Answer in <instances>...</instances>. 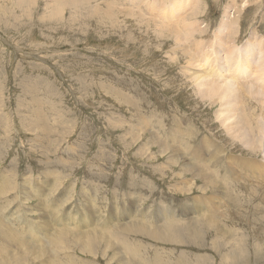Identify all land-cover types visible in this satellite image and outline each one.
Here are the masks:
<instances>
[{"label":"rangeland","instance_id":"1","mask_svg":"<svg viewBox=\"0 0 264 264\" xmlns=\"http://www.w3.org/2000/svg\"><path fill=\"white\" fill-rule=\"evenodd\" d=\"M134 1L0 0V185L3 191L0 205L7 204L1 211H8L5 215L8 220L4 216L0 219V248H8L5 256L17 257L10 264H49L46 259L52 253L48 251L66 264L71 261L114 264L110 261L114 248L107 247L105 241L88 249L85 242L75 243L72 235L66 234L53 251L44 247L40 252L48 250V253L40 255V252L16 251L14 245H8V239L13 237L15 244L21 239L46 243L56 225L66 223L67 212L77 222L83 215L90 222L99 216L102 223L107 217H115L123 220L119 224L122 225L128 219L125 215L138 208L154 214L152 219L164 221L167 216L159 215L163 208L169 206L181 213L180 208L187 205L183 198L190 195L192 198L187 200L193 199L192 216L205 213L204 221L216 223L218 231L202 230L203 243L199 247L184 242L154 241L141 235L131 237L132 244L127 241L128 245L131 249L142 248L139 251L142 263L181 264L186 258L188 264H198L201 255L206 264H264V200L260 196L264 198V191L250 202L262 206L263 210L258 208L263 211L259 212L261 215L249 216L250 203L243 205L241 199L240 205L221 201L223 208L234 206L232 217L218 213L219 200L201 195L198 188L201 182L195 183L196 188L191 182L192 188L186 189L187 184L181 183L183 177L171 171L164 153L160 154L147 138L149 131L155 136L153 131H157L160 133L157 137L165 144L183 141L177 143L178 153L196 164L204 155L205 144L199 146L203 139L217 140L232 156L262 157L264 150L247 154V148L240 143L231 144L214 118L220 102L203 101L199 95L203 91L200 93L195 79L190 78L195 70L200 73L206 70L203 60L206 55L205 59L215 64L212 65L217 73L222 76L229 71L235 73L244 85L259 90L257 97L264 94V83L259 79L254 80L259 86L252 82L254 78L264 77L263 72H252L248 62L242 66L245 72L241 73L236 68H240L241 55L237 58L235 55L255 44L253 53L260 47L262 52L257 56L264 59V0H137L135 4ZM174 6L179 10L175 11ZM222 22L231 24L227 28ZM221 28L223 44L216 37ZM182 30L185 33L189 30L188 37ZM190 30L196 33L191 35ZM174 34L182 39L177 42ZM194 42H200L203 54ZM229 48L230 52L233 49L232 53L228 52ZM227 53L237 60L235 67L232 59L225 61ZM223 67L227 69L220 70ZM242 88L247 93L248 88ZM248 98L249 107L256 106L252 110L259 115L262 104ZM189 147L203 148L197 156ZM219 176L232 179L233 183L229 184L238 189L243 177L259 178L264 174L227 165L222 160ZM27 182L30 185L25 190ZM29 190L30 194L26 193ZM54 210L58 216L53 214ZM181 216H186L185 211ZM171 217L183 219L175 211ZM174 223L177 222L168 224ZM5 224H8V238ZM239 226L244 231L246 227L252 228L235 238L223 232ZM242 241L245 247L240 252ZM207 243L218 251H205ZM153 245L164 247H153L152 255ZM146 249L149 254L145 253ZM230 253L238 255H234L235 262L228 260ZM192 257L199 259L193 263L196 259Z\"/></svg>","mask_w":264,"mask_h":264},{"label":"bare ground","instance_id":"2","mask_svg":"<svg viewBox=\"0 0 264 264\" xmlns=\"http://www.w3.org/2000/svg\"><path fill=\"white\" fill-rule=\"evenodd\" d=\"M135 1H137V0H135ZM135 1H134V4H135ZM148 3H150V2L148 1ZM18 6H19V3H18ZM164 6H165V3H164ZM174 10L175 11H178L179 10V7L178 6H174ZM165 13H167V12H165ZM179 15H181V14L179 13ZM189 19H190V17H189ZM191 19H192V15H191ZM192 21H190V22H192ZM192 23H194V22H192ZM225 23L222 22V25H224V27L227 26V28H228V25L231 24L229 22V24L226 23L227 25L225 26ZM190 24L191 23H189V25ZM187 28L190 29L189 27H187ZM166 29H167V27H166ZM191 29H192V27H191ZM194 29H196V28H194ZM194 29H192V30H194ZM192 30H190V34L191 35H192V32H193ZM175 31L178 32L177 30H175ZM232 31H235V29H233ZM182 32H184V31L182 30ZM199 32H200V30H199ZM188 33H189V30L186 33L184 32L185 35H187ZM193 33H196V32L194 31ZM223 33H224V29L223 28H221L220 30H218V33H216V37H217L218 41L221 42V43H222V39H223V35H222ZM178 34H176V36L174 34L175 40H177V42L180 39H182V36L181 35H178ZM201 34H202V32H201ZM187 37H188V35H187ZM189 37H190V35H189ZM195 42H198V41H195ZM195 42L193 44H195L196 47L198 45L200 46V42L199 43H195ZM201 44H203V40H202V43ZM254 45L252 47H254ZM230 47H232V46L230 45ZM252 47H248V48L247 47H244L243 49H241L239 51L237 50L238 53L235 54L236 55V58H237V56L241 55V60L239 59L240 60V63H239V67L240 68H238V67H236V68L238 70L240 69L239 71L241 73H244L245 72V69L242 66L244 64H247L248 65V62H249L250 67L252 66V69H253L252 72L261 71L264 74V59L262 57L258 58L259 56H257L258 53H261L262 52V51H260L261 48L260 47L257 48L256 49L257 53L254 54L253 53V49L254 48H252ZM230 49L231 48L228 49V52L229 53H232L233 49L231 50V52H230ZM199 50H200V52H202V54L204 53L203 47L200 46ZM225 52H227V50H225ZM217 53L219 54V52H217ZM209 55H212V54H209ZM258 55H260V54H258ZM205 56H204L203 60L205 61L204 64L207 65L206 66L207 67L206 70L203 71V72H201V73L198 72L197 70H195V73H194L195 75H192V77L190 78V79H192V78L195 79L194 82H196V83H194V84L199 88V92L201 93L203 91V94L202 95L199 94L201 96L200 98L203 101H207L209 104L217 103V101L220 102L221 107L215 112V117L214 118L218 122L219 127H221V129L227 135L228 140L231 141V144L240 143L242 146H244V147L247 148V150H248V151L246 150L247 154H256L260 150L263 152V150H264V94L261 97H257L255 94L256 93H259L260 94V92H257L259 90H257V91L254 90L252 87H250L251 85L248 86L246 83H245L246 85H244L243 84L244 81L240 80L239 77H237L238 76L237 74H236L237 76L234 75L235 73H234V70L233 69H232L233 70L232 73H234V74H230V71L229 70L228 71H229V74L230 75L229 74L228 75H225L224 74L222 76L221 74H219V72L217 73L216 70H214V68H213L214 67L213 65H215V64L211 63V61H209L208 59H205ZM225 58H226V60H225L226 62L227 61H231L230 59H232V57L230 58V55H228V53L226 54V56H224V59ZM233 58H234V56H233ZM201 60H202V58H201ZM232 60L234 62V66H232V67H235V62L237 63V60L236 61H234V59H232ZM229 68L230 67H228V69ZM226 69L227 68H224L223 67L220 70H226ZM252 72H251V74H252ZM252 75L255 76V74H252ZM186 76H187V73H186ZM256 79H259L260 81H262L264 83V77L261 76V77H258V78H254L252 80V82L255 85L259 86L257 82H254V80H256ZM254 84H253V86L255 87ZM242 86L248 88L247 93H245L246 91L245 92L241 91L243 89ZM261 87H263V86H261ZM263 91L264 90L262 89V92ZM248 96H249V98L252 97L256 101V103L258 102V103H260V105L262 104V109L260 110L259 115H256L253 112L254 110H252L256 106H254L252 109L249 107L250 105H248V102H247ZM140 129L143 130V131L147 130L145 127H144L145 130L143 128H140ZM153 132L156 134V136L152 132L149 131L148 134H147L148 135L147 136L148 142H151L152 143L151 144L152 146L154 145L156 148H158V151L160 152V154H163L164 153V155H165V157L167 159L168 164L172 166L171 171L176 172L175 175H179V176H182L183 177V180H181V183L184 184V185L187 184V186H186L187 188L185 186L184 187L179 186V187L180 188L181 187L182 188H186V189H188V187H189V189H190V188H192V185H190L191 182H192V184L196 188V186H198V185H196L195 183H197V182L200 183L201 182V185L198 186V188H200L201 195H210V196L215 197V198H217L219 200V207L216 210L218 213L219 212H221L222 214L228 213L232 217L235 214V211H236L234 209V206H226V207L223 208L222 205H221V201H225L229 205H234L235 203H236V205H240V200L239 199H241V203L243 205H246L247 203H250L251 202V199L256 194H259L260 192H263L264 191V177H259V178L252 177V178H249V177H246L245 176L242 179H240L239 185H238L239 188L236 189V188H234L233 186H231L229 184V183H233V180L232 179L227 178L225 180V179H223L222 177L219 176L220 164H221V161L222 160L227 165H235V166H239L241 168L248 169V170L253 171V172H257V173L264 174V153L262 154V157L261 158H258V157H254L253 158V157H248V156H243V155H240V156H232L229 152H225L224 151V149L222 148L220 142H218L217 140L203 139V140H201L202 142H201V144L199 146H201L202 143L205 144L204 145L205 148L200 147V148H203L204 149V151H203V154L204 155H201V157L199 155L200 159H199V161L196 164V163L193 162V159L191 160L188 157L189 160H186L184 157H182L180 155L182 153H180V152H179L180 154L178 153V149H180V147L178 146L179 144H177V143H182L183 141H181V140L180 141L175 140V141H172L171 143L165 144L164 143L165 141L163 142L162 140H160L157 137L160 133H158L157 131H153ZM147 138L145 137V140ZM173 142L176 143L179 148L177 146H174L173 145ZM185 147H186L187 152H188L189 149L186 146V144H185ZM200 148L191 147L190 148V151L196 152V154H194V155H197V152L199 151ZM184 150H185V148H184ZM183 156H184V154H183ZM214 158H215V160H213ZM211 160L212 161H215V162L212 163ZM191 180H193V181H191ZM227 180H232V182H227ZM188 182H190V183H188ZM27 184H28V182L24 185V188L23 187L22 188L25 189V190H27V187H28ZM28 185H30V184H28ZM33 191H34V189H33ZM190 191L191 190H188V193ZM193 191H194V189H193ZM30 192H31L30 190L29 191H26V193H29V194H30ZM2 193H3L2 186L0 185V195ZM196 193H199V192H196ZM6 195H7V193H6ZM24 196H26V195H24ZM260 196L264 200L262 194ZM188 197H190V195ZM188 197L187 198H183V202L184 203H187V205L185 206L186 209L185 208H180L182 210V212L185 211L186 216H181V213L182 212L179 213L176 209H174L172 207H169V206H166L167 208H163V211L161 212V214H159L160 216H163V217L167 216L165 218V220L162 221V220L156 219V218L155 219H152L151 218V215L153 216L154 214H149L150 212H147V211H143L142 212V211H140V209L135 208L136 209L135 212H133V213L128 212L125 215L126 217H128L127 221L126 222H123L122 225H119L123 220L122 219H119V218H115V217L114 218L107 217L106 218V222L102 223V221H100V219H99V216H96V220L94 222H90V221H88V219H85L84 218V215H83L81 218H79L80 220L77 222V221H75L77 219H75L74 217H69V213L70 212H67L66 213V216H65L66 223L64 225L57 224L56 225L55 232L53 233V235L49 239H47L46 243H38V242H35V241H32V240L21 239L18 242V244H15L14 243V238L11 237V238L8 239V243H9L8 245H10V244H11L10 246L14 245V246H12V248L17 249L16 251H19V252L20 251L23 252L25 250V253L26 254L27 253L39 254L40 250L44 249V247H45V249L47 247L49 250H52L53 251V247L54 246L56 247L57 243L59 241L63 240V237L66 234H71L72 235V238L75 241V243L82 244L83 242H85L88 249H89V246H92V245L97 246V242L101 243V242L105 241V244H106L107 247H110V249L111 248L112 249L114 248L112 250V253H111L112 255L110 254V256L113 257V259H111L110 261L111 262L114 261V264H149L147 261L145 263H142V257L139 254V251L142 248L140 249V247H139V248H136V249H131L129 247L127 241H129L130 242V245H131L132 244L131 237L137 238L138 235H141L143 238H148V239H151V240H154V241H162V242H166V243L167 242H169V243L170 242L171 243H182V242H184V243L190 244L192 246L194 245V247H195V246H198L200 244V242L203 243V241L201 240V233H202L201 231L202 230H210L212 232L213 229L216 230V229L219 228V226L216 223H214V222L204 221V215H205V213H202V214L196 215V216H192L193 214L191 213V209H190V204L191 203L190 202L193 199L187 200ZM190 198H192V197H190ZM2 199L3 198H0V200H2ZM6 200H8V198H6V199L4 198V201H6ZM185 201H187V202H185ZM5 205H7V204L0 205V219L4 216L8 220V217L5 216L8 211L7 212L6 211H1V210H4L5 209ZM220 207H222L223 209L222 210H219ZM259 207L263 210L262 206H260L258 203H253V202L250 203V209L248 210V215L249 216L256 217V215H258L261 212H263L262 210H258ZM156 211H157V209H156ZM174 211L177 214H179L180 217H183V219H178V218L171 217V216L174 215ZM53 214L55 216H58V213L56 212V210H54V213ZM124 214H125V211H124ZM155 214H156V212H155ZM211 215L212 214L208 215L210 217L209 220H211ZM118 216H119V214H118ZM237 216L238 215L236 214V217ZM240 218H242V217H240ZM212 219H213V216H212ZM256 220L257 221H261L262 219L261 218H256ZM213 221H214V219H213ZM79 222L82 223L81 226L75 228L76 226H78V223ZM170 222H177V223L168 224ZM5 225H7V228H6V231H5L6 232L5 235L8 238V224H5ZM66 225H68V228L65 227ZM246 228H247V230L244 231V229L239 226L238 229H236V228L235 229L228 228V229L224 230L223 232L230 233L232 235V238H235L237 235L240 236L241 234L242 235L243 234H247L249 232L248 231V228H252V227H246ZM253 228H254V226H253ZM71 229H75V230H71ZM81 229H83V231H81ZM216 231H218V230H216ZM42 233L44 235H47L43 229H42ZM249 236H251V235H249ZM219 237L220 238H223V235H220ZM188 241L191 242V243H188ZM218 242H220V241H218ZM235 242L236 241H234V243ZM61 244H62V242H61ZM136 244L139 245V243H136ZM205 244H206V242H205ZM40 245H42V246H40ZM82 245H84V244H82ZM153 247L155 248V247H164V246L153 245L152 248H151L152 255L154 254ZM244 247L245 246L243 245V241H242L241 242V246L239 247V250H238V247H237V250L241 252V250L244 249ZM18 248H20V249H18ZM221 248L222 247H220V249ZM259 248L260 247H258V252L261 251ZM196 250H198V249H196ZM200 250H202V249H200ZM204 250L205 251L211 250L213 252H217L218 251L216 249H213L210 243H207V247L206 248L204 247ZM47 251L48 250L41 251L40 252V255H42L44 253H48V252L50 254L52 253V255L50 257L48 256V258L46 259L49 262V264H66L67 263V262L64 263V259L57 258L55 256V253H53L51 251H48V252ZM9 252L11 253V251H9ZM88 252H90V250H88ZM197 252H196V255L198 254ZM219 252H220V250H219ZM13 253H14V251H13ZM145 253L146 254H149V251L146 249L145 250ZM6 254H8V248H0V264H10L12 260L17 259V257L16 258H12L11 256H9V257L8 256H5ZM21 254L22 253H20L19 254V257H18L20 259H21V256H22ZM152 255H149V258ZM234 255L235 256H238L236 253H230V255L228 257V260L230 262L231 261H234L235 262L237 260ZM45 257H47V255ZM241 257H239V258H241ZM193 258L196 259V257H192L191 259H193ZM199 258H201V259L198 261V264H206V261H203L205 258L203 259L201 255H200ZM67 259L69 260V258H67ZM198 259H196V261L193 262V263H196ZM68 264H77V263L71 261V263L68 262ZM181 264H188V260L185 258ZM219 264H220V262H219ZM237 264H239V263L237 262Z\"/></svg>","mask_w":264,"mask_h":264}]
</instances>
